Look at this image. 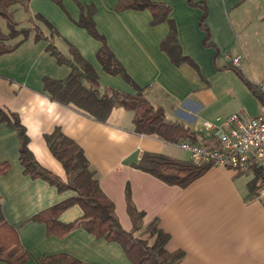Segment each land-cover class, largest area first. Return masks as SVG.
<instances>
[{
  "label": "crops",
  "instance_id": "0c3cea01",
  "mask_svg": "<svg viewBox=\"0 0 264 264\" xmlns=\"http://www.w3.org/2000/svg\"><path fill=\"white\" fill-rule=\"evenodd\" d=\"M153 1L170 8L168 17L184 56L178 65L160 47L169 32L168 23L151 25L148 9L117 10L119 0H61V6L53 0H29L28 8L31 15H40L52 26L54 45L62 54L68 56L72 46L92 67L100 91L134 93L120 76L103 71L96 56L101 43L75 24L81 6L94 8L97 32L130 79L142 88L146 100L163 109L166 120L206 137L201 132L203 121L219 125L232 114L241 118L264 115V105L225 59L226 55L239 57L234 67L250 84L264 81V0ZM202 24L207 29L206 43ZM37 26L48 34L44 26ZM34 33L32 29L26 39H14L12 50L0 55V108L18 115L37 164L66 181L65 170L45 141V135L59 130L81 148L124 231L133 228L126 207L128 188L132 205L143 214V227L156 222L168 236L166 250L182 253L181 264H264V202L249 191L253 177L208 166L187 186L179 187L138 169L145 154L186 163L189 155L179 143L135 132L133 113L123 108L113 109L105 122H98L73 105L49 98L43 80L65 78L70 67L58 64L47 51L48 39L37 40ZM18 148L15 132L0 125V164L9 165L0 175V210L30 255L25 264H39L42 257L58 253L86 264H133L116 243L96 239L83 229L56 238L31 220L74 194L26 175ZM80 215L81 209L74 205L61 214L60 221L70 223Z\"/></svg>",
  "mask_w": 264,
  "mask_h": 264
},
{
  "label": "trees",
  "instance_id": "16d2710c",
  "mask_svg": "<svg viewBox=\"0 0 264 264\" xmlns=\"http://www.w3.org/2000/svg\"><path fill=\"white\" fill-rule=\"evenodd\" d=\"M53 1L61 6V0ZM28 2L29 0H0V18L5 21L9 30L8 37L3 35L0 30V55L11 51L13 48L9 45L4 46L6 40L19 36L22 37V40L26 39L32 29L35 32V39H48L46 48L49 54L54 57L58 64H65L70 67V72L65 78L58 80L45 78L43 80V89L49 98L63 105H73L98 122H105L113 109L123 108L133 113L135 132L154 135L166 142L200 143L208 140L205 136L193 132L180 122L166 120L163 109L159 106H152L146 100L142 88H139L130 79L121 63L106 45L104 37L97 32L93 22L95 10L92 6L80 7L81 14L75 24L84 28L91 37L101 43L96 56L103 71L110 75L120 76L134 89L133 94H126L113 89L100 91V82L92 67L74 47H68V56L56 48L53 41L56 33L52 26L40 15H31ZM125 9H148L151 13V25L167 22L169 32L160 44L161 50L169 56L174 64L178 65L184 60L177 43L175 26L168 17L170 8L167 5L156 3L153 0H119L117 10ZM19 10L25 14L22 20H16L13 17V14ZM23 22L30 24L31 30L21 28L17 32L15 26ZM38 24L49 31L47 35L39 31ZM202 28L205 32L204 41L206 43L208 41L207 29L204 25ZM228 68L236 73L249 91L264 105L263 97L257 87L246 81L234 66ZM0 125L15 132L19 141L18 160L26 175L47 182L59 192L71 191L74 194L32 216V221L44 225L48 235L62 238L74 229H83L96 239L118 244L127 259L133 264H181L182 253L166 250L165 245L168 236L157 227L156 222L146 226V233L149 234V238H153L151 244L146 239L136 236L143 226V214L132 205L128 188L125 191L126 207L133 228L129 232L121 228L114 212L113 203L100 190L98 182L93 177V172L89 170V163L81 148L73 140L59 130L45 135V141L51 154L61 163L66 172L67 179L62 181L37 164L28 147L29 137L26 129L16 113L0 108ZM208 166L211 165L197 166L191 162H178L156 154L143 155L136 165L138 169L157 177L161 181L179 187L187 186L202 175ZM8 168L7 163H1L0 175L4 174ZM252 175L253 179L249 181L248 185L250 193L255 196L259 173L254 172ZM74 205L81 209L80 217L70 223L61 222V214ZM29 257V253L20 245L16 230L7 224L0 210V261L6 264H25ZM39 264L86 263L68 254L58 253L42 257Z\"/></svg>",
  "mask_w": 264,
  "mask_h": 264
},
{
  "label": "built area",
  "instance_id": "2783aa9c",
  "mask_svg": "<svg viewBox=\"0 0 264 264\" xmlns=\"http://www.w3.org/2000/svg\"><path fill=\"white\" fill-rule=\"evenodd\" d=\"M225 59L238 66L239 57L226 55ZM264 100V81L257 86ZM206 142L192 143L183 141L179 148L189 155L194 165L210 164L222 166L243 173H259L255 198L264 202V115L241 118L232 114L221 124L201 123Z\"/></svg>",
  "mask_w": 264,
  "mask_h": 264
},
{
  "label": "rangeland",
  "instance_id": "374dc122",
  "mask_svg": "<svg viewBox=\"0 0 264 264\" xmlns=\"http://www.w3.org/2000/svg\"><path fill=\"white\" fill-rule=\"evenodd\" d=\"M13 17L16 20H22L24 18V14L22 13V11H16L13 14ZM15 28H16L15 30H17V32H18L21 28L30 29L31 25L23 22V23L16 25ZM0 30L3 33V35H5L7 37L9 36V30L7 29L6 23L2 18H0ZM19 38H22V37L19 36V37L13 38V39L6 40L4 46H6V45L12 46L14 39H19ZM234 103H236V102H234L233 100L230 102V104H232V106L234 105ZM245 176H247V178L253 177V175L249 174V173H247ZM146 228L147 227L142 226V229H140V231L137 232L136 236L140 237L142 239H146L148 241V243L151 244L153 242V238H149V234L146 233Z\"/></svg>",
  "mask_w": 264,
  "mask_h": 264
}]
</instances>
